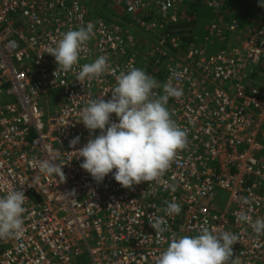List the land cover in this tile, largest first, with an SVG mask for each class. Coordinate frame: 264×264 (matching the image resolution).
Returning <instances> with one entry per match:
<instances>
[{"label":"built area","instance_id":"obj_1","mask_svg":"<svg viewBox=\"0 0 264 264\" xmlns=\"http://www.w3.org/2000/svg\"><path fill=\"white\" fill-rule=\"evenodd\" d=\"M178 1L114 0L132 17L128 25L117 15V24L90 20L81 0H0V196L16 187L27 198L24 235L0 241V264H156L172 237L202 228L238 236L236 264H264V235L236 218L264 219V8L250 26L237 19L220 25V2L202 0L215 15L204 24L206 35L195 32L184 50L172 41L175 53L153 93L163 95L169 81L182 91L167 108L186 130L187 146L158 180L123 188L111 173L96 183L80 167L76 151L100 131L78 122L82 110L110 99L120 72L139 67L133 32L149 36L159 18L175 22ZM89 24L93 35L78 63L54 75L46 49ZM225 33L226 47L215 46ZM100 56L109 71L77 81L82 66ZM45 159L63 167L64 179L39 172ZM170 202L180 205L179 215L165 214ZM155 217L168 229L161 236L150 225Z\"/></svg>","mask_w":264,"mask_h":264},{"label":"clouds","instance_id":"obj_2","mask_svg":"<svg viewBox=\"0 0 264 264\" xmlns=\"http://www.w3.org/2000/svg\"><path fill=\"white\" fill-rule=\"evenodd\" d=\"M264 8V0H258ZM93 35L92 25L68 30L55 47L46 53L57 64L54 75L69 72L78 63L83 45ZM109 71L105 56L84 64L77 74V81H91ZM174 75H176L174 73ZM158 86L155 78L142 69L131 67L121 71L116 77V86L111 90V98L91 100L82 110L80 123L90 133L100 130L98 135H90L87 143L76 152L81 157L80 167L96 183L104 181L110 173L123 188H132L141 182H151L170 167L177 152L187 146V132L171 118L167 108L169 98H179L182 91L171 81L163 85V95L154 97L153 89ZM115 114L117 122H112ZM77 136L70 141L71 146L79 143ZM45 175L63 177L62 168L53 160H42L37 165ZM115 170V171H113ZM22 189L16 187L0 196V241L16 239L24 235L26 200ZM249 204L248 198L244 199ZM167 216L179 215L181 207L175 202L167 203L163 210ZM237 220L248 223L257 235H264V219L252 221L246 214H238ZM158 236L167 231L163 217H155L150 223ZM238 236L228 231L202 228L194 236L172 237L162 251L156 264H236L233 245Z\"/></svg>","mask_w":264,"mask_h":264},{"label":"trees","instance_id":"obj_3","mask_svg":"<svg viewBox=\"0 0 264 264\" xmlns=\"http://www.w3.org/2000/svg\"><path fill=\"white\" fill-rule=\"evenodd\" d=\"M217 2H220V9L217 11L216 23L220 25L222 22L237 19L241 24H249L250 26L255 15L260 11L258 0H217ZM178 9L175 22L160 21L159 18L154 33H148L151 37H154V42L159 40L162 42L165 48L158 45L156 49L164 50L165 55L161 56L158 51L147 50V47L141 46L142 59L141 56L137 57L139 61L138 68L144 70L146 74L155 78V80H159L163 75L162 70L165 68V63L167 64L169 61V57H167L169 52L175 53L171 46L172 41L180 43L184 50L190 43L194 42L195 32L202 36L206 35L203 33L205 32L204 24L207 20L215 17L211 9L209 10L202 0H179ZM117 18L128 25L132 24V21L129 18L125 19L124 15L117 16ZM108 21L111 24H117L114 20L108 19ZM221 38H223L222 42H217L215 46L221 45L225 48L229 40L228 33L222 34ZM213 44L214 42L210 45V50Z\"/></svg>","mask_w":264,"mask_h":264},{"label":"rangeland","instance_id":"obj_4","mask_svg":"<svg viewBox=\"0 0 264 264\" xmlns=\"http://www.w3.org/2000/svg\"><path fill=\"white\" fill-rule=\"evenodd\" d=\"M81 3L84 4V6L87 8L89 18L92 21H96V20L100 19L103 22H109L108 19L110 17H112V20L115 19L114 16L116 17V15H114V12H113L114 5H115L114 0H81ZM115 9L122 12L121 6H117V8H115ZM124 17H125V19L129 18L132 21L131 16L124 14ZM196 33L200 36V38L202 37L201 34H199L198 32H196ZM133 35H134V37L137 36V41H136L137 45L136 46H137L138 52H140L141 46L147 47L148 48L147 50L150 49V50L156 51V46H158L159 45L158 43H160V40L158 42H154L153 36L151 37V35L148 36V35L144 34L143 31L140 30L139 28H138V32H133ZM155 41H157V40H155ZM142 56H141V59H142ZM85 258H86V256L84 255L83 259H85Z\"/></svg>","mask_w":264,"mask_h":264},{"label":"crops","instance_id":"obj_5","mask_svg":"<svg viewBox=\"0 0 264 264\" xmlns=\"http://www.w3.org/2000/svg\"><path fill=\"white\" fill-rule=\"evenodd\" d=\"M115 8H117V6L114 5V9H113L114 15H117V16H118V15H119V16L124 15L123 11L120 12V11L116 10ZM116 12H117V13H116Z\"/></svg>","mask_w":264,"mask_h":264}]
</instances>
